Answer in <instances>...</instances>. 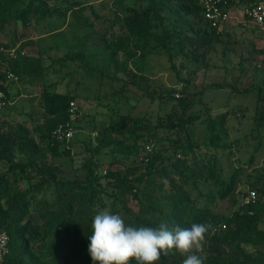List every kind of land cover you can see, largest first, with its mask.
Masks as SVG:
<instances>
[{
  "label": "trees",
  "instance_id": "16d2710c",
  "mask_svg": "<svg viewBox=\"0 0 264 264\" xmlns=\"http://www.w3.org/2000/svg\"><path fill=\"white\" fill-rule=\"evenodd\" d=\"M103 2L107 3L104 16L94 3L79 0H0V32L11 22L23 28L34 25L38 39L52 40L46 48H41L38 41L35 55L23 52L25 44L18 48L0 44L4 49L0 52V92L7 99V73L15 75L17 82L42 81V112L39 119H31L30 128L5 114L7 105L0 109V231L8 236V254L0 264H93L88 237L94 216L102 211L98 204L106 190L100 186L101 179L109 180L107 185L112 186L108 212L119 214L126 225L157 227L162 222H174L190 227L210 221L218 229L206 234L202 250L196 253L203 264H264V227L260 226L264 221V163H254L255 152L264 146V134L259 132H264V68L258 83L243 87L239 85L249 69L242 61L233 67L225 64L220 68L224 72L220 79L198 92H190L189 80L181 78L178 99L174 94H148L151 102H175L169 112L156 115L154 120L117 112L98 129L94 146L89 137L83 142L89 156L80 166L82 178L57 179L59 167L46 163L48 156H70V149L55 141L52 131L60 124L72 125L69 103L79 99L73 90L60 93L56 82L44 81L51 63L77 61L78 67L98 75L99 80L117 81L119 74H125L135 83L137 74L144 72L148 56L166 55L170 62L182 56L185 62L181 68L205 64L207 53L225 36V31L217 33L204 21L199 0ZM227 2L230 6H253L264 0ZM86 12L107 25L104 33L96 32ZM53 17L65 21L42 31L41 23ZM62 44L68 46L67 51L54 59L51 51L62 49ZM12 48L14 53L10 54ZM254 54H264V49ZM48 59L54 61L47 64ZM68 75L70 71L63 76ZM212 89L227 90L229 96L253 95L249 134L230 138V119L239 113L238 121L246 118V110L240 107L234 110L228 106L215 115L206 108L204 120L193 112L202 94ZM198 125L208 133L203 142L193 135V127ZM92 128L98 127L93 124ZM139 131H153L152 138L143 139L145 135ZM249 136L257 143L247 160H242L233 147ZM147 142L153 143V150L145 163L139 162L136 158ZM202 143L208 150L205 153H200ZM103 154L115 155L120 162H136L124 165L122 171L107 170L100 175L97 158ZM219 154L227 157V165L221 164ZM240 184L256 192L255 203H242L246 190L240 192ZM129 198L136 200V211L126 206ZM217 200H229L232 211L218 213ZM185 258L173 249L154 264H183ZM130 264H136L134 258Z\"/></svg>",
  "mask_w": 264,
  "mask_h": 264
},
{
  "label": "rangeland",
  "instance_id": "374dc122",
  "mask_svg": "<svg viewBox=\"0 0 264 264\" xmlns=\"http://www.w3.org/2000/svg\"><path fill=\"white\" fill-rule=\"evenodd\" d=\"M87 3H94L96 10L104 16L106 9L104 6L107 4L102 3L103 6H99L100 2L97 0H79ZM264 3V2H262ZM52 4V3H50ZM89 21L93 22L94 28L98 34H102L106 31L107 25L99 18L94 20L89 12L85 14ZM172 18V16H171ZM64 19H57L56 17L46 19L41 23L43 26L42 31H48L51 26H60ZM68 21V18L66 19ZM68 31V30H67ZM65 31V32H67ZM37 31L31 25L27 28H23L20 25H16L11 22L7 24L0 32V44H36L38 41L41 48H46L51 45L52 40L48 37L38 39ZM225 36L222 41L215 43L213 49L207 53L206 63H197L190 67H180V64L185 62L182 56L173 57V61H169L166 55L152 54L147 57L146 66L144 72L137 74L135 83H132V78L125 74H119V80L111 81L108 78L99 80L98 75L89 74L84 71L83 68L78 67V62L68 61L65 64L51 63L58 57H63L65 51H67V45L62 44V49L51 51V55L54 59H48L47 64H50V71L48 72L47 79L49 82H56V89L58 92L63 93L68 90H73L79 96L75 102V115L72 118L73 140L71 142L70 156L65 158H46L48 165L59 167L55 177L63 180H74L75 178H82L83 171L80 166L83 164L86 157L89 154L84 150V141H87L89 137L93 146L95 145V135L99 128L104 126L109 117L118 113L126 114L131 112L133 116H147L151 120H154L156 115H163L169 112L171 104L159 103L157 100L151 102L149 95L154 97L170 96L174 94V98L178 99L181 95L180 90L183 86L181 78L188 79L190 92H198L205 85L214 82L224 74L221 67L227 64L229 67L237 66L242 61L244 66L249 69L245 73V76L241 80L240 87L250 84L258 83L259 77H261L262 68H264V54H254L259 50L264 49V26L251 25L248 28L242 27H228L225 30ZM56 40V39H55ZM41 41V42H40ZM93 41V40H91ZM96 44L99 41H94ZM93 44H88L89 48ZM31 46V45H28ZM18 48V47H15ZM79 48V47H78ZM77 48V49H78ZM30 50V51H29ZM23 49V52L27 55H35V49ZM91 51V49H90ZM89 52V51H88ZM254 54V55H253ZM130 70H134L133 64H129ZM70 71V75L63 76L65 72ZM179 72L176 74V72ZM9 94L7 107L4 108L5 114H11L15 110V115L11 116L16 122L26 124L28 128L31 127V119L38 118L42 112L41 98L38 96L42 91L41 79L33 80L29 83L22 82H10L9 81ZM20 89L22 96L16 92V89ZM227 90H207L201 98V102H198L193 109V112L201 116V120H204L205 109L209 108L211 115H215L220 112H224L226 109H234L240 107L244 111L246 118L238 121L236 118L241 117L240 113L236 118L232 117L229 121V132L231 140L236 137H242L245 134H249L252 127V113H253V95L229 96ZM149 94V95H148ZM17 95V96H16ZM19 95V96H18ZM229 106V107H228ZM228 107V108H227ZM20 112V115L18 114ZM29 114L31 116H29ZM10 116V115H9ZM95 124L98 128L93 129ZM153 126V123L152 125ZM194 136L199 142H203L207 139L208 133L203 126L198 125L193 127ZM153 131L145 133V131H139L143 133L145 137L143 139L152 138ZM260 135L264 132L259 131ZM138 133V134H139ZM254 135H258L257 132H253ZM230 140V139H229ZM257 139L253 140L251 136L248 139H242L239 145L234 146L233 152H237L242 160H247L249 155L253 152V149L257 143ZM141 144L142 142L139 141ZM139 144V145H140ZM141 146V145H140ZM236 147V148H235ZM156 146H154V150ZM153 150V149H152ZM208 151L205 146H200V153ZM141 152L139 153V156ZM227 152H225L226 154ZM209 155V154H208ZM139 156L136 160L139 161ZM254 163L259 166L264 163V146L259 151L255 152ZM117 156L111 154H103L97 158L100 165L99 174L104 175L107 170L111 172L120 170L122 171L124 165L134 164L136 160H124L122 162L117 160ZM219 160L222 165H227V157H222L219 154ZM233 161L232 159H230ZM140 162V161H139ZM112 163V165L110 164ZM107 179H101L100 186L104 187L105 193L101 197L99 202L102 211H108L112 205L111 189L112 186H108ZM240 192L245 191L246 187L243 184L239 186ZM50 191L47 192L49 194ZM241 195H238L240 199ZM238 199V200H239ZM237 200V204L239 201ZM116 206H120L119 203ZM126 206L136 211L137 203L135 199L129 198L126 201ZM237 206V205H236ZM216 211L218 213L227 214L232 211L233 204L229 200H217L215 203ZM264 227V221L260 224Z\"/></svg>",
  "mask_w": 264,
  "mask_h": 264
},
{
  "label": "clouds",
  "instance_id": "9594fccd",
  "mask_svg": "<svg viewBox=\"0 0 264 264\" xmlns=\"http://www.w3.org/2000/svg\"><path fill=\"white\" fill-rule=\"evenodd\" d=\"M209 231H215L210 221L190 227L174 222L137 227L126 225L119 214L101 211L92 220L88 253L93 264H130L133 258L136 264H154L175 249L186 257L183 264H203L196 253L202 250Z\"/></svg>",
  "mask_w": 264,
  "mask_h": 264
},
{
  "label": "built area",
  "instance_id": "2783aa9c",
  "mask_svg": "<svg viewBox=\"0 0 264 264\" xmlns=\"http://www.w3.org/2000/svg\"><path fill=\"white\" fill-rule=\"evenodd\" d=\"M104 0H97L101 2ZM201 12L204 21L210 28L214 29L217 33H223L228 27H242L248 28L251 25L264 24V3H259L253 6H230L227 0H199ZM0 52H4L2 45H0ZM10 54L14 53V49L9 50ZM7 81L17 82L18 78L12 73H7ZM178 97V94H175ZM8 103V99L0 92V109L4 108ZM68 112L71 119L75 115V102L69 103ZM52 137L55 141L62 144L64 149L69 150L71 148V142L73 140V129L71 124L58 125L52 131ZM153 143L147 142L143 146L142 153L139 156V161L146 162L148 156L152 152ZM105 172V171H104ZM257 195L254 190L246 189V194L242 198L244 205L253 204L256 202ZM221 229L225 228V225L220 226ZM218 228H215L217 231ZM214 231V232H215ZM8 236L4 231H0V262L8 254Z\"/></svg>",
  "mask_w": 264,
  "mask_h": 264
},
{
  "label": "crops",
  "instance_id": "0c3cea01",
  "mask_svg": "<svg viewBox=\"0 0 264 264\" xmlns=\"http://www.w3.org/2000/svg\"><path fill=\"white\" fill-rule=\"evenodd\" d=\"M33 27H34V30L36 31V28H35V26L34 25H32ZM9 45H14V47H19V46H21V45H24V44H9ZM28 45H31V46H28ZM37 45L38 44H25V47L24 48H26V49H35V51H37ZM30 51V50H29ZM10 82H14V81H10ZM9 81H7L6 83H5V85L7 86V91H8V98H10V94H9ZM16 92L18 93V92H22L19 88L18 89H16ZM19 95H21L22 96V93H18ZM18 95V96H19ZM17 96V95H16ZM39 96V95H38ZM16 113H15V110H13L12 111V113L10 114V118H11V116H13V115H15ZM19 115H20V112L18 113ZM29 116H30V114H29ZM12 120H14V119H12ZM15 121V120H14ZM19 123V122H18ZM27 128H28V126L26 125V124H24Z\"/></svg>",
  "mask_w": 264,
  "mask_h": 264
}]
</instances>
